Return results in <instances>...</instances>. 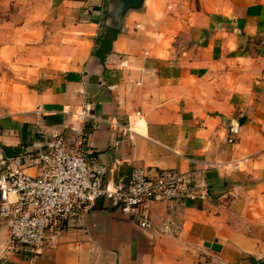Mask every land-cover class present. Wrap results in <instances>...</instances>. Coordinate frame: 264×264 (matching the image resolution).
<instances>
[{
  "label": "crops",
  "instance_id": "0c3cea01",
  "mask_svg": "<svg viewBox=\"0 0 264 264\" xmlns=\"http://www.w3.org/2000/svg\"><path fill=\"white\" fill-rule=\"evenodd\" d=\"M107 10L0 0V174L59 130L107 181L177 169L197 197L151 203L150 229L103 199L33 259L0 212V264H264V0H146L109 53ZM165 219L180 231L161 233Z\"/></svg>",
  "mask_w": 264,
  "mask_h": 264
},
{
  "label": "built area",
  "instance_id": "2783aa9c",
  "mask_svg": "<svg viewBox=\"0 0 264 264\" xmlns=\"http://www.w3.org/2000/svg\"><path fill=\"white\" fill-rule=\"evenodd\" d=\"M90 116H93L90 108H84L76 121L81 124ZM109 122L121 138L134 131L120 120ZM81 146L82 142L72 144L56 130L45 151L11 158L0 174V212L9 229L11 244L18 249L30 247L34 252L32 259L59 240L73 216L89 211L103 199L137 220L142 229H150L154 226L151 203L197 197L191 190L192 174L177 169L151 174L137 167L128 180L107 181L103 177L105 168L91 165ZM25 162L34 166L36 173L27 172ZM180 229L178 222L165 219L160 232L177 234Z\"/></svg>",
  "mask_w": 264,
  "mask_h": 264
},
{
  "label": "water",
  "instance_id": "95a60500",
  "mask_svg": "<svg viewBox=\"0 0 264 264\" xmlns=\"http://www.w3.org/2000/svg\"><path fill=\"white\" fill-rule=\"evenodd\" d=\"M146 0H108L104 25L119 30L124 28L125 18L131 11L143 9Z\"/></svg>",
  "mask_w": 264,
  "mask_h": 264
},
{
  "label": "trees",
  "instance_id": "16d2710c",
  "mask_svg": "<svg viewBox=\"0 0 264 264\" xmlns=\"http://www.w3.org/2000/svg\"><path fill=\"white\" fill-rule=\"evenodd\" d=\"M119 30L112 29L103 25V31L101 32L98 41L102 44V50L106 52H111L112 43L117 38Z\"/></svg>",
  "mask_w": 264,
  "mask_h": 264
}]
</instances>
